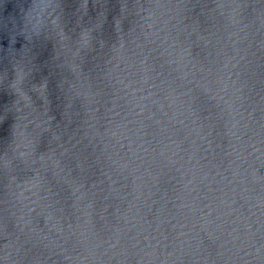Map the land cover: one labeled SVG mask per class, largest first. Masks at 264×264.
Wrapping results in <instances>:
<instances>
[{
  "label": "water",
  "instance_id": "1",
  "mask_svg": "<svg viewBox=\"0 0 264 264\" xmlns=\"http://www.w3.org/2000/svg\"><path fill=\"white\" fill-rule=\"evenodd\" d=\"M0 264H264V0H0Z\"/></svg>",
  "mask_w": 264,
  "mask_h": 264
}]
</instances>
